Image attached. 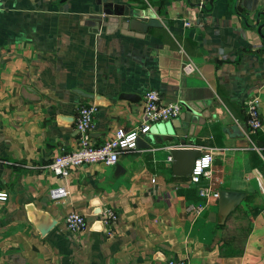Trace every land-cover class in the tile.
Here are the masks:
<instances>
[{
	"label": "crops",
	"instance_id": "1",
	"mask_svg": "<svg viewBox=\"0 0 264 264\" xmlns=\"http://www.w3.org/2000/svg\"><path fill=\"white\" fill-rule=\"evenodd\" d=\"M124 7L162 25L131 30ZM263 13L264 0H0V264H264ZM150 89L182 106L144 135L150 147L52 173L77 148L81 104L97 105L100 145L138 125ZM254 97L261 125L251 132ZM188 147L213 150L197 183L167 159ZM201 187L244 196L224 219L218 198L197 215ZM69 212L84 215V231L65 229Z\"/></svg>",
	"mask_w": 264,
	"mask_h": 264
},
{
	"label": "built area",
	"instance_id": "2",
	"mask_svg": "<svg viewBox=\"0 0 264 264\" xmlns=\"http://www.w3.org/2000/svg\"><path fill=\"white\" fill-rule=\"evenodd\" d=\"M185 74L195 71L194 64L186 61L182 65ZM258 97L252 98L248 107L247 125L251 132H256L261 125L258 110ZM182 106L179 102L164 103L159 99L156 90H147L143 95V112L138 125L130 130L118 128L113 132L111 138L105 140L100 145H95L92 141L91 131L94 126V116L97 105L94 103L81 104L75 117V129L78 135L77 148L73 150H62L50 164L52 173L57 177H65L71 168L84 164L103 162L106 165H113L118 161L121 151L134 149L137 140L148 134L154 123L169 121L177 118L181 113ZM168 160L172 157L169 155ZM213 161V150L201 154L195 159L191 174L188 176L192 183L199 182L201 177L211 175V165ZM56 196H64L67 192L64 187L53 189ZM198 194L204 199V203L192 204L189 209L199 215L207 205L209 199L216 200L219 196L217 191H212L208 187L198 189ZM7 193H0V200H5ZM106 220L115 223L116 213L112 209L105 211ZM64 227L67 231L79 234L87 227L84 215L77 212H69L64 219ZM164 264H187L183 259L168 258Z\"/></svg>",
	"mask_w": 264,
	"mask_h": 264
},
{
	"label": "water",
	"instance_id": "3",
	"mask_svg": "<svg viewBox=\"0 0 264 264\" xmlns=\"http://www.w3.org/2000/svg\"><path fill=\"white\" fill-rule=\"evenodd\" d=\"M117 14L126 20L128 27L131 30L145 32L149 26H161L162 23L157 19L155 14L145 11L144 9H129L124 7V10L119 11ZM264 16V13H263ZM84 97L94 98L96 103H100L102 98L94 96L90 93L79 91ZM139 147H150L151 145L145 142L142 138L137 140ZM172 156V170L175 175L189 176L191 174L194 161L200 156V150L195 148H173L170 150ZM119 168V167H118ZM243 193L230 190H221L218 197V211L214 213L220 215L223 219L228 213L239 203L243 197Z\"/></svg>",
	"mask_w": 264,
	"mask_h": 264
}]
</instances>
